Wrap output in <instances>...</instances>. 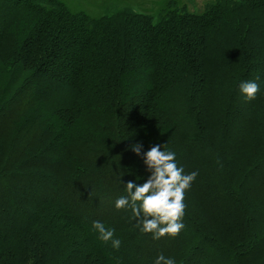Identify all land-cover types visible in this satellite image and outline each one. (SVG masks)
Wrapping results in <instances>:
<instances>
[{
    "label": "trees",
    "instance_id": "obj_1",
    "mask_svg": "<svg viewBox=\"0 0 264 264\" xmlns=\"http://www.w3.org/2000/svg\"><path fill=\"white\" fill-rule=\"evenodd\" d=\"M259 85L247 100L240 83ZM142 144L141 155L132 145ZM160 144L184 174V228L117 210ZM115 229L119 249L93 229ZM264 264V0L102 13L0 0V264Z\"/></svg>",
    "mask_w": 264,
    "mask_h": 264
},
{
    "label": "clouds",
    "instance_id": "obj_2",
    "mask_svg": "<svg viewBox=\"0 0 264 264\" xmlns=\"http://www.w3.org/2000/svg\"><path fill=\"white\" fill-rule=\"evenodd\" d=\"M239 87L249 101L255 99L259 91V85L253 81L242 82ZM131 147L137 155H141L142 144ZM143 162L150 175L143 183L128 181L127 195L119 197L115 207L117 210L131 209L142 234H151L157 240L165 235L175 237L184 228L185 192L198 173L184 174L183 168L177 166L176 153L162 150L160 144L143 153ZM92 226L102 242L111 241L112 247L119 249L121 241L114 238L115 229L106 228L100 221H94ZM154 264H175V261L160 254Z\"/></svg>",
    "mask_w": 264,
    "mask_h": 264
},
{
    "label": "rangeland",
    "instance_id": "obj_3",
    "mask_svg": "<svg viewBox=\"0 0 264 264\" xmlns=\"http://www.w3.org/2000/svg\"><path fill=\"white\" fill-rule=\"evenodd\" d=\"M70 7L90 14H99L115 4L127 5L136 11L156 13L168 0H65ZM189 12L200 13L211 0H178Z\"/></svg>",
    "mask_w": 264,
    "mask_h": 264
}]
</instances>
